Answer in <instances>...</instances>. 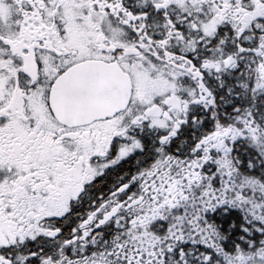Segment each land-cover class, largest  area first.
Instances as JSON below:
<instances>
[{
    "label": "snow or ice",
    "instance_id": "snow-or-ice-1",
    "mask_svg": "<svg viewBox=\"0 0 264 264\" xmlns=\"http://www.w3.org/2000/svg\"><path fill=\"white\" fill-rule=\"evenodd\" d=\"M0 264H264V0H0Z\"/></svg>",
    "mask_w": 264,
    "mask_h": 264
}]
</instances>
